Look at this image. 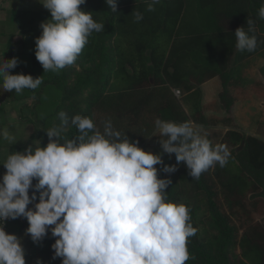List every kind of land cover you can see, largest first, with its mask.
Listing matches in <instances>:
<instances>
[{
    "label": "trees",
    "instance_id": "obj_1",
    "mask_svg": "<svg viewBox=\"0 0 264 264\" xmlns=\"http://www.w3.org/2000/svg\"><path fill=\"white\" fill-rule=\"evenodd\" d=\"M262 5L264 0H161L148 12L144 0H117L113 12L105 0H85L80 10L92 12L105 28L92 33L74 65L42 79L41 87L53 86L59 100L50 114L27 118L35 127L26 144L58 125L61 111L88 116L101 130L110 118L115 129L153 153L162 152L157 118L201 126L214 145H227L231 157L226 166L217 164L198 180L180 163V180L172 179L166 189L169 201L190 209L198 229L188 240L186 264H264V115L254 113L250 127L241 129L230 114L233 102L264 101V81L254 71L249 79L242 73L248 60L264 53V20L257 18ZM9 11L19 27L7 42L11 59L13 44L33 30L35 20L46 22L51 14L47 9ZM133 11L142 12L143 19L136 22ZM248 17L256 21L260 41L253 52L237 49L234 35L238 27H247ZM30 58L34 67L42 66L35 52ZM259 69L263 74L264 67ZM209 81L219 91L204 100L201 85ZM76 134L72 127L65 138ZM169 157L163 154V162ZM156 167L159 178L167 179L163 166ZM55 239L49 231L32 242L26 264H61L62 258L52 259Z\"/></svg>",
    "mask_w": 264,
    "mask_h": 264
},
{
    "label": "clouds",
    "instance_id": "obj_2",
    "mask_svg": "<svg viewBox=\"0 0 264 264\" xmlns=\"http://www.w3.org/2000/svg\"><path fill=\"white\" fill-rule=\"evenodd\" d=\"M145 11L153 12L161 0H144ZM51 14L40 24L35 39V56L45 71L72 66L93 32L105 25L93 19L92 12L80 10L85 0H39ZM113 12L117 0H105ZM135 21L143 13L133 11ZM264 20V5L257 14ZM238 27L236 47L253 52L258 41L256 21L247 19ZM18 59L0 61L4 92L35 90L40 77L10 74ZM59 124L48 129L49 142L23 152H14L2 164L0 179V264H26L22 238L5 230L8 219L26 218L25 235L39 242L51 232L52 259L61 264H186L190 259L187 243L198 229L191 223L190 209L167 199L170 179L159 178L162 171L173 173L175 165H164L162 156L175 154L192 179L219 164L224 167L231 153L225 144H213L201 126L191 121L176 123L157 118L161 153L145 151L126 133L114 128L111 119L97 127L88 116L58 113ZM77 134L65 138L70 128ZM0 138L15 142L7 128ZM55 138V139H53ZM33 181H36L33 183ZM30 189L31 195H30ZM34 201L33 208L29 205ZM37 264H41L38 260Z\"/></svg>",
    "mask_w": 264,
    "mask_h": 264
},
{
    "label": "rangeland",
    "instance_id": "obj_3",
    "mask_svg": "<svg viewBox=\"0 0 264 264\" xmlns=\"http://www.w3.org/2000/svg\"><path fill=\"white\" fill-rule=\"evenodd\" d=\"M13 1V2H12ZM43 0H41L42 2ZM16 5L20 10H29V11H39L45 9L42 4L39 3V0H24V1H17L16 0H0V28L2 31H4L6 28L8 32H12L10 34H18V24L13 17L9 13L10 7H13ZM7 13L9 14V17H7ZM27 16V15H26ZM8 18V20H6ZM44 21L43 17H39L37 20H35L34 23H32V28L33 30H27L25 35L22 36L26 38V44L31 45L33 44L35 46V39L36 37H39L41 35L42 29L40 28V24ZM31 31V32H30ZM9 35V38L11 35ZM18 37V35H17ZM8 38V39H9ZM20 38V37H18ZM13 39L15 37L13 36ZM0 40L2 41L1 43H7L8 40L5 37L4 34H1ZM264 67V53L260 59H257L256 57L248 60L245 63V66L242 69V73L245 74L247 77L246 79L251 78L250 73L251 71H254L257 75L260 76V78L264 81V73L261 74L259 72V68ZM202 94H203V99L204 100H209L212 98H216L218 91H219V85L215 81H210L207 82L206 84L201 86ZM58 92V91H57ZM59 95V92H58ZM0 110L5 108L8 104V101L6 100V97L3 95V93H0ZM230 114L234 117L236 123L238 124L241 129H248L250 127V119L253 116L254 113L261 112L262 115H264V101H256V100H251V99H245L241 102H233L232 103V108L230 110ZM29 124V125H28ZM26 123L24 126H21V131L19 134L15 133L13 136H15V142L9 143L8 141H5L3 139L0 140V179H2L3 174L6 172V169L2 165L6 157L9 154H12L14 152H23L29 145L35 149L37 147H44L48 143V138L47 135L43 132L39 136H36L33 138V140L29 143H27L28 137L26 133L29 134L34 131V125L31 123ZM10 132V131H9ZM11 133V132H10ZM46 140V141H45ZM15 144V145H25L26 146L23 149L20 148H14L10 150V145ZM164 165H175L176 166V171L173 173H165L164 175L167 179H177L180 180V165L177 164L176 160L174 159L173 156H170L168 158V161ZM36 181H33L35 183ZM31 189H30V195H31ZM37 201H34L33 204H30L29 207L33 208L34 204ZM28 222L26 218L23 220V222H12L9 224L7 232L10 234H15L19 238H22V246L25 249V260L27 262V256L30 253L31 249V244L32 240L30 238V235H25V231L28 227Z\"/></svg>",
    "mask_w": 264,
    "mask_h": 264
},
{
    "label": "crops",
    "instance_id": "obj_4",
    "mask_svg": "<svg viewBox=\"0 0 264 264\" xmlns=\"http://www.w3.org/2000/svg\"><path fill=\"white\" fill-rule=\"evenodd\" d=\"M17 1L19 0H16V2ZM13 7L15 9L20 10L18 7H16V5H14ZM9 13L12 15L10 11ZM7 17H9L8 13H7ZM6 20H8V18ZM4 29L5 30L2 31L0 28V37L1 34H4L7 40H9L8 34L12 32H8L6 28ZM16 38L17 37L15 36V39ZM1 42L2 41L0 40V61L3 60V57L5 60H9L10 59L9 55L6 54L8 52L7 43L2 44ZM12 50L14 54L12 55L11 59L13 57H16L19 63L15 69L10 70V74L31 75L33 76V78L41 76V79H44L49 75H54L59 72V71L44 72L42 66L40 68L33 66L30 58V53L35 52V46L33 44L31 45L26 44L25 37H23L20 42L13 44ZM2 84H3V80L2 78H0V93H3V95L6 97L8 104L5 108L0 110V129L7 128L12 135H14L15 133L19 134L22 128L21 126H24V124L26 125V123L28 124L27 122L28 117H34V116L41 117L45 114H50L52 107L59 100V95L57 90L50 85L44 87H41L40 85V87L35 90L24 89L19 94L14 91L13 97H10L9 99L8 95L10 92H6V91L4 92ZM33 91H39L40 94L38 96H33L32 94ZM0 106H1V102H0ZM26 135L28 137L27 133ZM1 139L2 138H0V140ZM18 147L19 145L11 144L10 150L12 148H18Z\"/></svg>",
    "mask_w": 264,
    "mask_h": 264
},
{
    "label": "built area",
    "instance_id": "obj_5",
    "mask_svg": "<svg viewBox=\"0 0 264 264\" xmlns=\"http://www.w3.org/2000/svg\"><path fill=\"white\" fill-rule=\"evenodd\" d=\"M173 91H174V94H175L177 97L180 95V91H179V90L174 89ZM24 219H25V218H17V219H15V220L8 219V220L5 222V230H6V232H7V229H8V226H9L10 223H12V222H23Z\"/></svg>",
    "mask_w": 264,
    "mask_h": 264
},
{
    "label": "water",
    "instance_id": "obj_6",
    "mask_svg": "<svg viewBox=\"0 0 264 264\" xmlns=\"http://www.w3.org/2000/svg\"><path fill=\"white\" fill-rule=\"evenodd\" d=\"M241 146H242V143H241ZM241 146H239V147L237 148V150H239V149L241 148Z\"/></svg>",
    "mask_w": 264,
    "mask_h": 264
}]
</instances>
